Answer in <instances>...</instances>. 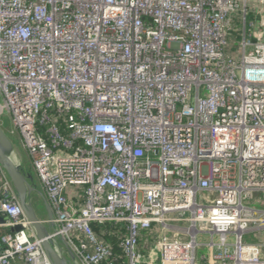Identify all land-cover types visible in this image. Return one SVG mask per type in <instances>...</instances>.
Here are the masks:
<instances>
[{
    "label": "built area",
    "instance_id": "2783aa9c",
    "mask_svg": "<svg viewBox=\"0 0 264 264\" xmlns=\"http://www.w3.org/2000/svg\"><path fill=\"white\" fill-rule=\"evenodd\" d=\"M0 95L71 264H264V0H0ZM0 218L51 264L1 164Z\"/></svg>",
    "mask_w": 264,
    "mask_h": 264
},
{
    "label": "water",
    "instance_id": "95a60500",
    "mask_svg": "<svg viewBox=\"0 0 264 264\" xmlns=\"http://www.w3.org/2000/svg\"><path fill=\"white\" fill-rule=\"evenodd\" d=\"M13 146L12 139L0 125V164L13 182L25 213L35 228L38 237L42 240L43 248L51 264H71L68 258L56 249L54 241L48 238V227L42 223L32 199L34 193L41 194L40 189L35 184L34 176L30 172H25L19 164L17 165L12 161L10 154L13 151ZM43 204L46 208L47 216L53 219L54 215L51 206L46 201H43ZM0 222H4V219L0 218ZM21 228L22 226H16L13 230L19 231Z\"/></svg>",
    "mask_w": 264,
    "mask_h": 264
},
{
    "label": "rangeland",
    "instance_id": "374dc122",
    "mask_svg": "<svg viewBox=\"0 0 264 264\" xmlns=\"http://www.w3.org/2000/svg\"><path fill=\"white\" fill-rule=\"evenodd\" d=\"M1 101H2V98L0 96V102ZM0 125L3 127V129L10 136V138L12 139V141L14 143L13 151L11 152V154L12 155L16 154V156L19 158V160H21L19 162L23 163V166H21V167L24 169V171L27 173L30 172L34 176V180H36L37 174L31 165L29 155L27 154V151L23 145V141H22L21 137L17 136V134H13L11 132L13 129V122L11 120L10 114H8L7 112H4L3 114L0 115ZM35 184H36V186L38 185L37 180L35 181ZM32 196H40V194L36 192ZM32 199H34V198H32ZM33 202H34L33 204L35 206V210H36L37 214L40 217H45L47 211H46V208H45L42 200L40 198L36 197V199ZM201 239H202V241L200 243H202V246L198 249L199 260L202 256H204V255L207 256L209 253V246L207 244L209 242V239H205L203 235L201 236Z\"/></svg>",
    "mask_w": 264,
    "mask_h": 264
},
{
    "label": "crops",
    "instance_id": "0c3cea01",
    "mask_svg": "<svg viewBox=\"0 0 264 264\" xmlns=\"http://www.w3.org/2000/svg\"><path fill=\"white\" fill-rule=\"evenodd\" d=\"M1 96V95H0ZM11 156H12V158H13V160L17 163V164H20V162L19 161H21V160H19V158L16 156V154H11ZM37 187L40 189V186L39 185H37ZM36 197H38V198H40L41 199V196H33V201L36 199ZM42 200V199H41ZM42 202H43V200H42ZM6 231H9V229L7 228V227H2V226H0V233H3V232H6Z\"/></svg>",
    "mask_w": 264,
    "mask_h": 264
},
{
    "label": "bare ground",
    "instance_id": "6f19581e",
    "mask_svg": "<svg viewBox=\"0 0 264 264\" xmlns=\"http://www.w3.org/2000/svg\"><path fill=\"white\" fill-rule=\"evenodd\" d=\"M11 156V155H10ZM11 158H12V156H11ZM12 161L15 163V164H17L14 160H13V158H12Z\"/></svg>",
    "mask_w": 264,
    "mask_h": 264
}]
</instances>
